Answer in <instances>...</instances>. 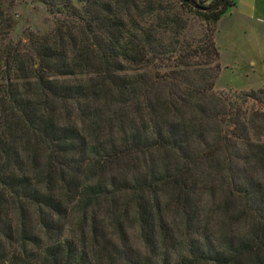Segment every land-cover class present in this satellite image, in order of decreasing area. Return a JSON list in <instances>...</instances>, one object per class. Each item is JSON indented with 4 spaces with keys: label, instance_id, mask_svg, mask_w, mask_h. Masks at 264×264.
I'll use <instances>...</instances> for the list:
<instances>
[{
    "label": "trees",
    "instance_id": "16d2710c",
    "mask_svg": "<svg viewBox=\"0 0 264 264\" xmlns=\"http://www.w3.org/2000/svg\"><path fill=\"white\" fill-rule=\"evenodd\" d=\"M165 1L29 0L54 29L14 41L0 0V264H264V116L214 96L213 32L184 35L235 1Z\"/></svg>",
    "mask_w": 264,
    "mask_h": 264
},
{
    "label": "rangeland",
    "instance_id": "374dc122",
    "mask_svg": "<svg viewBox=\"0 0 264 264\" xmlns=\"http://www.w3.org/2000/svg\"><path fill=\"white\" fill-rule=\"evenodd\" d=\"M28 1L16 0L13 8L15 26L11 37L14 41L30 32L46 35L54 29L46 9L38 3ZM159 2L164 6H171L175 12L182 13L179 6L171 1L159 0ZM183 18L187 23L184 32L187 40H199L205 33L213 32L221 69L213 88L214 96L225 100L227 104L237 105L244 117V122L250 120L254 114L264 116V100L259 101V95L254 97L256 100L243 97L250 91H264V35L261 27H255L254 19L249 24L247 20H236V27L228 29L223 27L220 19L211 23L191 12H183ZM215 126L216 123L211 124V128L215 129ZM255 139L250 132L249 141L255 142ZM261 142L264 143V131ZM248 229L249 226L245 224L236 226L239 241L248 234Z\"/></svg>",
    "mask_w": 264,
    "mask_h": 264
},
{
    "label": "crops",
    "instance_id": "0c3cea01",
    "mask_svg": "<svg viewBox=\"0 0 264 264\" xmlns=\"http://www.w3.org/2000/svg\"><path fill=\"white\" fill-rule=\"evenodd\" d=\"M247 20L252 23L254 19L255 27H261L264 35V0H235V6L230 8L227 13L220 18L223 27H236V20Z\"/></svg>",
    "mask_w": 264,
    "mask_h": 264
},
{
    "label": "water",
    "instance_id": "95a60500",
    "mask_svg": "<svg viewBox=\"0 0 264 264\" xmlns=\"http://www.w3.org/2000/svg\"><path fill=\"white\" fill-rule=\"evenodd\" d=\"M174 1L180 4L189 5L193 9L201 11V12H215V11H218L219 9L226 7L231 0H220L217 4L213 6H206V7L200 6L199 4H197V2L193 0H174Z\"/></svg>",
    "mask_w": 264,
    "mask_h": 264
},
{
    "label": "built area",
    "instance_id": "2783aa9c",
    "mask_svg": "<svg viewBox=\"0 0 264 264\" xmlns=\"http://www.w3.org/2000/svg\"><path fill=\"white\" fill-rule=\"evenodd\" d=\"M198 1H201L206 7V6H208L210 3H212L215 0H198Z\"/></svg>",
    "mask_w": 264,
    "mask_h": 264
}]
</instances>
